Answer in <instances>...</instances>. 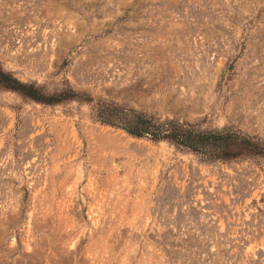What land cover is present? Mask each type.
<instances>
[{
	"label": "rangeland",
	"instance_id": "1",
	"mask_svg": "<svg viewBox=\"0 0 264 264\" xmlns=\"http://www.w3.org/2000/svg\"><path fill=\"white\" fill-rule=\"evenodd\" d=\"M0 66L60 98L0 86V264H264V154L100 116L264 143V0H0Z\"/></svg>",
	"mask_w": 264,
	"mask_h": 264
},
{
	"label": "trees",
	"instance_id": "2",
	"mask_svg": "<svg viewBox=\"0 0 264 264\" xmlns=\"http://www.w3.org/2000/svg\"><path fill=\"white\" fill-rule=\"evenodd\" d=\"M0 86L21 90L27 96L47 102L59 101L40 92L32 84H25L0 66ZM71 91V90H70ZM76 95L75 92H69ZM108 113L101 109V117L108 123L126 129L136 136L150 135L154 140H168L178 147L187 148L208 159H233L240 156L264 154L263 140L233 128L202 130L196 124L176 119L160 120L145 113L110 104Z\"/></svg>",
	"mask_w": 264,
	"mask_h": 264
}]
</instances>
